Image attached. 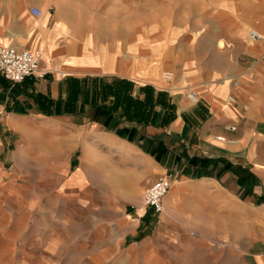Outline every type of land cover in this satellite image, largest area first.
<instances>
[{"label": "crops", "instance_id": "crops-1", "mask_svg": "<svg viewBox=\"0 0 264 264\" xmlns=\"http://www.w3.org/2000/svg\"><path fill=\"white\" fill-rule=\"evenodd\" d=\"M113 1L116 13L119 0H49L46 7L36 5L40 0H0L19 4L3 11L0 26L5 29L10 21L14 32L0 33L9 43L0 45L40 52L41 70L47 73L15 86L0 75V256L26 253L21 214L32 209L33 194L51 193L72 168V155L69 159L63 146L56 148L61 139L55 137L69 129L83 132L89 123L90 141H99L92 129L104 127L101 134L111 139L102 143L118 150L117 143L131 153L146 176L145 187L161 177L173 180L163 212L144 208L139 213V221L149 225L158 219L159 235L144 245L145 264H264V40L250 43L246 34L255 28L264 35V0L248 1L240 14L218 24L214 44L224 63L208 74L185 64L176 68L173 81L141 83L121 71L66 72L68 61L61 53L68 46L92 38L88 35L123 39V33L75 26V15L100 16ZM34 7L41 17L31 13ZM90 79L129 80L135 84L133 97L141 99L140 88L150 86L166 94L168 105L157 104L148 124L121 117L117 128L108 129L95 120L94 106L110 105L114 98L102 101L103 85L94 88L85 81ZM193 87L197 104L187 96ZM60 159L61 170L55 167ZM164 251L168 260L159 257Z\"/></svg>", "mask_w": 264, "mask_h": 264}, {"label": "rangeland", "instance_id": "rangeland-1", "mask_svg": "<svg viewBox=\"0 0 264 264\" xmlns=\"http://www.w3.org/2000/svg\"><path fill=\"white\" fill-rule=\"evenodd\" d=\"M248 1L119 0L116 13L113 1L112 6L107 5L105 14L86 13L74 18L78 21L75 26L82 31L123 33V39L116 38L109 46L114 53L118 47L131 56L132 64L125 75L138 78L141 83L164 82V73H173L175 79L176 68L185 64H193L199 75L204 70L208 74L221 68L224 61L214 44L220 32L218 24L240 14ZM40 4L46 7L49 0L36 3ZM18 5L0 3V24L3 23V11L7 13L9 7L11 11L15 10ZM5 30L9 36L14 32L10 21L5 29L0 26L2 36ZM249 30L251 28L246 34ZM95 39L108 42L99 37ZM0 44L9 43L0 40ZM110 56H113L112 52ZM139 60L145 63L141 67ZM89 125L83 132L69 129L55 137L61 139L56 148L63 146L69 159L72 155V168L67 175L61 174L62 181L51 193L32 195L35 203L32 209L18 213L24 221L21 247L26 253L0 256V264H145L144 245L159 235L158 219L152 225L144 218L139 221V213L146 208V176L142 167L134 163V158L128 157L131 153L123 152V146L114 143L118 150H113L102 143L106 139H101L97 133L107 131L104 127H98V132L93 128L99 141H90L94 138L87 130ZM90 143L92 148L88 146ZM54 147V143L49 147L52 152ZM24 166L17 165L22 170ZM55 167L64 169L63 160L56 162ZM119 177L123 182L121 185L116 182ZM21 179L27 181L26 176ZM120 186L133 190L137 198L136 195L123 196ZM158 247L170 250L168 246ZM169 254L168 251L158 253L165 260Z\"/></svg>", "mask_w": 264, "mask_h": 264}, {"label": "built area", "instance_id": "built-area-1", "mask_svg": "<svg viewBox=\"0 0 264 264\" xmlns=\"http://www.w3.org/2000/svg\"><path fill=\"white\" fill-rule=\"evenodd\" d=\"M31 13L37 17L42 16V11L37 7L32 8ZM247 39L250 43H255L264 40V35L257 29L252 28L248 32ZM41 60L42 54L40 52L0 45V75L13 86L22 83L28 77H45L47 73L41 70ZM163 79L165 82L175 80L171 72L164 73ZM187 96L192 104L199 102V95L196 90H190ZM230 101L233 102L234 99H230ZM172 185L173 180L171 178H162L148 187L144 193L146 208L152 209L155 214L163 212L164 199Z\"/></svg>", "mask_w": 264, "mask_h": 264}, {"label": "trees", "instance_id": "trees-1", "mask_svg": "<svg viewBox=\"0 0 264 264\" xmlns=\"http://www.w3.org/2000/svg\"><path fill=\"white\" fill-rule=\"evenodd\" d=\"M85 81L93 82L94 88L101 82L103 86L99 98L102 101L107 102L110 96L114 98L113 103L110 105L103 102L100 106L98 104L94 106L95 120L97 122H104L108 129L117 128L121 117H126L131 122L148 124L153 116L156 115L155 106L157 104L162 105L164 108L168 105L166 94L156 93L155 89L150 86L140 88V93L144 96V99H141L140 97H133L135 84L129 80L118 79L111 83L102 79ZM96 103H99V99ZM121 133L123 135V132ZM134 133L135 131L131 132L129 136L130 140H133Z\"/></svg>", "mask_w": 264, "mask_h": 264}, {"label": "bare ground", "instance_id": "bare-ground-1", "mask_svg": "<svg viewBox=\"0 0 264 264\" xmlns=\"http://www.w3.org/2000/svg\"><path fill=\"white\" fill-rule=\"evenodd\" d=\"M64 18H65L64 16L58 14L57 20L60 23L65 22ZM109 45H110L109 42L106 43V41H102V40L99 41L98 39H91L86 37L84 41L75 42L74 44L68 46L67 49L63 50V52L61 53L66 59V61H68L66 64L67 65L66 72L72 71L78 74H83L84 72L117 73L118 71H121L123 73H127L128 69L132 64L131 63L132 60H129L131 56L125 54V52L122 49L119 50L117 46H116L117 52L114 53L115 51H111ZM111 52L113 56H110ZM138 58H141V56ZM159 59H163V58H159ZM138 63H139L138 66L141 67L143 61L139 60ZM144 64L145 63H143V65ZM138 66L137 68H139ZM139 74L145 75L142 74V72H139ZM97 134L101 139L103 138L106 139L107 142H109L108 140L111 139L108 135L101 133H97ZM88 146L92 148L93 144L90 143ZM116 182L119 185L123 184L122 179L120 177L117 178ZM123 186L120 187L123 188ZM114 188H116V186ZM121 193H123L122 195L127 198L135 197V195H136L135 199L137 198V194L133 190L132 191L127 190V188L126 189L123 188Z\"/></svg>", "mask_w": 264, "mask_h": 264}]
</instances>
